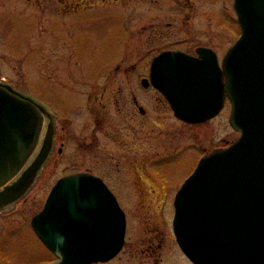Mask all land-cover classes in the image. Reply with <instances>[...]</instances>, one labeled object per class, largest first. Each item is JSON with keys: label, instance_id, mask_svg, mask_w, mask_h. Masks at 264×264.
<instances>
[{"label": "rangeland", "instance_id": "obj_1", "mask_svg": "<svg viewBox=\"0 0 264 264\" xmlns=\"http://www.w3.org/2000/svg\"><path fill=\"white\" fill-rule=\"evenodd\" d=\"M197 1L204 12H174L171 0H0V79L51 112L62 111L56 92L65 98L62 89H75L62 115L72 157H51L30 190L0 212V264L55 258L30 220L59 176L85 167L109 185L127 217L121 251L101 264H190L172 232V200L200 157L237 135L229 106L188 124L158 101L139 116L128 97L143 89L142 55L185 38L190 49L203 44L220 58L233 44L235 14L207 9L216 0Z\"/></svg>", "mask_w": 264, "mask_h": 264}, {"label": "water", "instance_id": "obj_2", "mask_svg": "<svg viewBox=\"0 0 264 264\" xmlns=\"http://www.w3.org/2000/svg\"><path fill=\"white\" fill-rule=\"evenodd\" d=\"M234 8L240 34L221 64L213 49L200 47L199 57L162 51L150 69L176 116L207 120L227 97L230 125L240 132L202 156L175 194L173 231L195 264H264V0H234ZM43 112L0 82V211L29 190L48 154L51 131L27 164ZM31 226L57 257L47 264H91L118 253L126 221L100 177L75 173L55 182Z\"/></svg>", "mask_w": 264, "mask_h": 264}, {"label": "flooded vegetation", "instance_id": "obj_3", "mask_svg": "<svg viewBox=\"0 0 264 264\" xmlns=\"http://www.w3.org/2000/svg\"><path fill=\"white\" fill-rule=\"evenodd\" d=\"M171 1H175V3H176V6L172 7V9H175V8L177 9L174 12H179V11L182 12L183 11L184 13H189L191 11H195V12H204L205 11V7H202L201 5H199V1H197V0H185L186 4H183V5L182 4L177 5L178 0H171ZM200 3H202V2H200ZM215 3H217L218 5L217 6H214V5L209 6V8H207V9H210L211 11H215L217 13L226 12L230 15L232 13L235 14L234 6H233V0H216ZM233 20H235L234 17H233ZM154 31L157 32L156 29ZM164 36L165 35L162 32H158V37H164ZM192 43L193 42H191V44ZM188 44H189L188 39L180 38L176 42H172V43L170 42L169 44L163 46L157 52L152 53L151 55H148V54L145 55L144 54V55H142V57H140V64H139L140 67L139 68H140L141 72L143 73V75L140 77L139 83L143 87V89H138L135 93L131 92V95L128 97L132 103L133 110L136 114H139V116H142V117L147 116L152 103L158 101L162 106H166L167 109L174 116L171 105H170L168 99L166 98V96L159 89H156L155 87H153L149 83L150 82L149 76H150L151 62H152V59L157 54H159L160 52L165 51V50H176V51H181V52L193 55V56H197V49L201 46H205L203 44H196L192 49H190L188 47ZM118 68H119V65H117L115 67L116 70H118ZM143 79H148V81L147 80L145 81L147 83L146 85H144L142 83ZM73 90H75V89H62V91L66 94L65 98L62 97L61 95H57V92L54 95V98L60 99L59 102L62 103V105H63V106L61 105L62 111H59V109L55 108L56 107L55 106L54 108L58 112H55V111L51 112L50 108L45 103L39 102L40 105H42V107L46 109V112L42 113V116H43L42 129H41V135H40V140H39V145H38L37 151H40L41 148L43 147L44 139H45L47 132L51 131V134H52V140H51V144H50V147L48 150V154H47L46 159L44 160V162L42 164L41 170L44 168V165L48 162V160L51 157L67 158V159H70V157H72L71 156V146L69 145L71 138H70V136H67V133H66L67 124L63 123L66 120V118L62 117V115H63V110L68 109L72 103L71 99H72V97H74L72 94ZM88 97H89V95H88ZM89 99L90 98L87 99L88 104L90 103ZM111 99H115L116 102H119V99L116 97L115 94H111ZM226 107H227V102L225 103L224 108L221 110V112H224ZM216 117H214V118H216ZM176 119L180 120L184 123H188V124H197V123H189V122L183 121L179 118H176ZM230 129H231V131H233L237 135L234 138H232L231 140H229V142L226 139L221 138V144L217 145L216 147L226 146L237 138L238 132L233 130L231 127H230ZM79 146L83 148L84 144L79 143ZM216 147H214V148H216ZM75 172H85V173H91V174L96 175L88 167H85V169H83V170H72V171L64 173L63 175L75 173ZM97 176H99V175H97ZM107 186L109 187L108 184H107ZM110 190L113 192V190L111 188H110ZM114 195L116 196V198L118 200L117 195L115 193H114ZM172 204H173V200H172ZM171 228H172V219H171ZM184 257L186 258V260H188L185 255H184ZM188 262L190 264H194L189 260H188ZM92 264H101V263H92Z\"/></svg>", "mask_w": 264, "mask_h": 264}]
</instances>
